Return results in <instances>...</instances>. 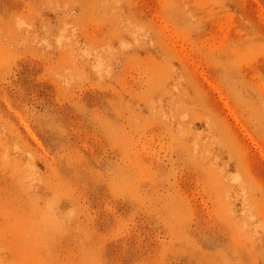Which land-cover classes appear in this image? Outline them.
<instances>
[{"label":"rangeland","instance_id":"obj_1","mask_svg":"<svg viewBox=\"0 0 264 264\" xmlns=\"http://www.w3.org/2000/svg\"><path fill=\"white\" fill-rule=\"evenodd\" d=\"M0 264H264V0H0Z\"/></svg>","mask_w":264,"mask_h":264}]
</instances>
